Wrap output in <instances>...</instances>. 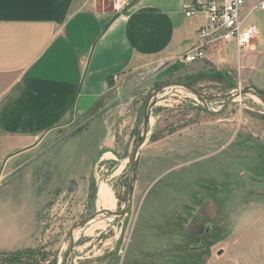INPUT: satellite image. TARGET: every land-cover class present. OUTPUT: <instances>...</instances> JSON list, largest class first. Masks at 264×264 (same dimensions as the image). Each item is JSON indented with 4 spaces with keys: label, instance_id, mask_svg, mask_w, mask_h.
<instances>
[{
    "label": "rangeland",
    "instance_id": "1",
    "mask_svg": "<svg viewBox=\"0 0 264 264\" xmlns=\"http://www.w3.org/2000/svg\"><path fill=\"white\" fill-rule=\"evenodd\" d=\"M186 65H156L147 84L123 97L136 96L132 115L116 122L108 155L94 157L100 138L94 130L49 148L31 173L1 180L0 199H26L31 208L44 196L45 204L37 248L0 252V264H62L72 227L112 210L99 206L102 185L113 193V211L124 209L130 156L154 90L182 82L221 97L256 87L226 70L188 81L198 73ZM136 171L131 209L78 229L71 264H264V105L255 95L205 105L182 89H166L152 107Z\"/></svg>",
    "mask_w": 264,
    "mask_h": 264
},
{
    "label": "crops",
    "instance_id": "2",
    "mask_svg": "<svg viewBox=\"0 0 264 264\" xmlns=\"http://www.w3.org/2000/svg\"><path fill=\"white\" fill-rule=\"evenodd\" d=\"M124 1L118 10L113 0H0V185L94 130V157L108 155L116 122L132 115L136 96L123 97L147 84L153 67L197 46L204 18L186 16L196 0ZM261 1L246 0L259 30L252 44L212 48L189 65L194 73L226 70L264 92V11L254 9ZM44 200L28 208L26 199H0V252L37 248Z\"/></svg>",
    "mask_w": 264,
    "mask_h": 264
},
{
    "label": "built area",
    "instance_id": "3",
    "mask_svg": "<svg viewBox=\"0 0 264 264\" xmlns=\"http://www.w3.org/2000/svg\"><path fill=\"white\" fill-rule=\"evenodd\" d=\"M124 0H114V6L122 10ZM246 0H196L187 8L186 16H202L203 23L198 28V44L181 61L187 65L207 57L212 48L235 45L238 50H246L256 38L259 30L248 22L245 11ZM256 11H264V0L257 4Z\"/></svg>",
    "mask_w": 264,
    "mask_h": 264
},
{
    "label": "water",
    "instance_id": "4",
    "mask_svg": "<svg viewBox=\"0 0 264 264\" xmlns=\"http://www.w3.org/2000/svg\"><path fill=\"white\" fill-rule=\"evenodd\" d=\"M169 88H179V89H182L188 93H191L192 95L197 97V99L200 102H202L205 105H207V103L210 101H215V100L224 99V98L227 99V105H229L235 99L242 97L244 95H247V94L255 95L264 105V93L261 90L257 89L256 87H246V88L240 89L237 93L227 94V95L221 96V97L220 96L208 97V96L204 95L203 93H201L200 91H198L197 89H195L194 87L190 86L189 84L182 83V82L166 83L163 86H161L160 88L154 90L151 93V95H150V97L146 103V106H145L142 129L140 132V137H139L138 143L135 147V150L133 151V153L130 156L131 179H130V186H129V198H128V202H127L126 206L124 207L123 210H120V211L103 210V211L98 212L95 215L87 218L86 220H84L82 222L76 223L72 227V229L69 233L67 250L65 252V256H64V260H63L62 264H71L72 263L74 247H75V240H76V233H77L78 229L86 226L87 224H89L95 220L100 219L102 216L105 218L124 216L128 212V210L131 209L132 204H133L134 189H135V183H136V178H137V171H136L137 157H138L140 149L144 145V143L147 139V136H148V128H149L150 119H151L152 107H153L154 103L156 102L158 96L163 91H165L166 89H169ZM209 227H210V225H209Z\"/></svg>",
    "mask_w": 264,
    "mask_h": 264
},
{
    "label": "bare ground",
    "instance_id": "5",
    "mask_svg": "<svg viewBox=\"0 0 264 264\" xmlns=\"http://www.w3.org/2000/svg\"><path fill=\"white\" fill-rule=\"evenodd\" d=\"M98 203H99V206H102L107 209H112V210L115 206V198L113 196V193L111 192L110 188L107 187L106 185H102L100 187V190L98 193ZM97 223H98L96 225L97 228H105L101 222L100 223L97 222Z\"/></svg>",
    "mask_w": 264,
    "mask_h": 264
},
{
    "label": "trees",
    "instance_id": "6",
    "mask_svg": "<svg viewBox=\"0 0 264 264\" xmlns=\"http://www.w3.org/2000/svg\"><path fill=\"white\" fill-rule=\"evenodd\" d=\"M215 74H218V76L219 75H223L221 72H219L218 70H214L213 68L212 69H210V70H205V71H201V72H199L198 74H196L195 76H192V77H188V81H190L191 79H193V78H200V77H203V76H205V77H207V76H214ZM190 85V84H189ZM190 86H192V85H190ZM264 93V92H263Z\"/></svg>",
    "mask_w": 264,
    "mask_h": 264
}]
</instances>
